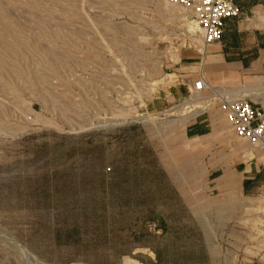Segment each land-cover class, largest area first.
<instances>
[{
	"label": "rangeland",
	"instance_id": "374dc122",
	"mask_svg": "<svg viewBox=\"0 0 264 264\" xmlns=\"http://www.w3.org/2000/svg\"><path fill=\"white\" fill-rule=\"evenodd\" d=\"M188 25L163 0H0V264H264V185L220 172L261 153L206 94L165 98ZM193 113L218 134L186 138Z\"/></svg>",
	"mask_w": 264,
	"mask_h": 264
},
{
	"label": "crops",
	"instance_id": "0c3cea01",
	"mask_svg": "<svg viewBox=\"0 0 264 264\" xmlns=\"http://www.w3.org/2000/svg\"><path fill=\"white\" fill-rule=\"evenodd\" d=\"M234 4L239 9V17L225 22L219 42L208 45L203 52L191 47L179 49L172 70L178 83L168 88L167 100L190 96L193 83L202 76L214 95L246 98L264 110V0H234ZM209 91L203 93L212 97ZM211 119L208 115L201 118L198 113L193 123L186 126V138L195 141L216 136L215 125L223 119L219 116ZM256 150L261 154L238 162L233 171L228 165L220 169L222 180L235 177L243 195L264 185V151Z\"/></svg>",
	"mask_w": 264,
	"mask_h": 264
},
{
	"label": "built area",
	"instance_id": "2783aa9c",
	"mask_svg": "<svg viewBox=\"0 0 264 264\" xmlns=\"http://www.w3.org/2000/svg\"><path fill=\"white\" fill-rule=\"evenodd\" d=\"M189 14L193 35L201 42V52L221 40L225 22L239 17L234 0H163ZM210 90V91H209ZM210 92V100L216 105L234 137L245 141L252 148L264 146V110L254 106L246 98H228L214 95L202 76L193 83L190 95Z\"/></svg>",
	"mask_w": 264,
	"mask_h": 264
},
{
	"label": "bare ground",
	"instance_id": "6f19581e",
	"mask_svg": "<svg viewBox=\"0 0 264 264\" xmlns=\"http://www.w3.org/2000/svg\"><path fill=\"white\" fill-rule=\"evenodd\" d=\"M191 24H192V22H191ZM192 26H193V25H192ZM192 26H190V25L187 26L188 31L191 32V33H193V27H192ZM174 76H175V75H174ZM171 77H172V76H171ZM171 77H170V78H171ZM167 82H168V81H167ZM161 83H162V82H161ZM156 84H157V82H156ZM167 84H168V83H167ZM156 86H157V85H156ZM199 100H201L200 94H199V93H196V95L194 96V99H193V103H191L190 105L195 106L194 103H197ZM196 114H197V113H193V114H191V115H189V116H186V117H184L183 119L179 120V121H178V122H179V123H178V126L184 129V127H185L187 124H189L190 122H192V121L194 120ZM182 117H183V116H182ZM226 124H227V123H226ZM166 126H167V125H166ZM254 149H258V150H260V151H264V146L262 147V149H260V148H254Z\"/></svg>",
	"mask_w": 264,
	"mask_h": 264
}]
</instances>
